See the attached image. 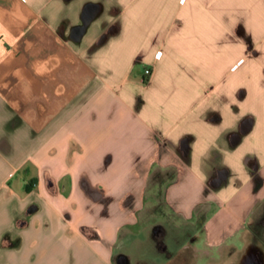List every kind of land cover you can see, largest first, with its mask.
Instances as JSON below:
<instances>
[{"label": "crops", "instance_id": "0c3cea01", "mask_svg": "<svg viewBox=\"0 0 264 264\" xmlns=\"http://www.w3.org/2000/svg\"><path fill=\"white\" fill-rule=\"evenodd\" d=\"M159 181L264 263V0H0V264H114Z\"/></svg>", "mask_w": 264, "mask_h": 264}, {"label": "rangeland", "instance_id": "374dc122", "mask_svg": "<svg viewBox=\"0 0 264 264\" xmlns=\"http://www.w3.org/2000/svg\"><path fill=\"white\" fill-rule=\"evenodd\" d=\"M165 186L162 181L150 183L140 220L121 233L114 264H243L233 263L224 248L208 249L201 242H191L195 226L169 210L163 197ZM263 213L261 208L252 217V226L262 248ZM245 235L250 237L251 233L247 231ZM258 260L252 264H264L261 258Z\"/></svg>", "mask_w": 264, "mask_h": 264}, {"label": "built area", "instance_id": "2783aa9c", "mask_svg": "<svg viewBox=\"0 0 264 264\" xmlns=\"http://www.w3.org/2000/svg\"><path fill=\"white\" fill-rule=\"evenodd\" d=\"M145 73H146V75H150L152 73L151 68H146ZM145 80H147V79H145Z\"/></svg>", "mask_w": 264, "mask_h": 264}]
</instances>
